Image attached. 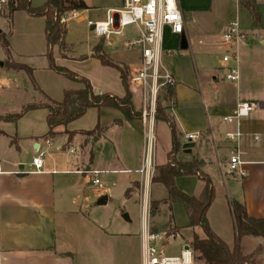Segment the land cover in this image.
<instances>
[{
  "label": "crops",
  "instance_id": "obj_1",
  "mask_svg": "<svg viewBox=\"0 0 264 264\" xmlns=\"http://www.w3.org/2000/svg\"><path fill=\"white\" fill-rule=\"evenodd\" d=\"M81 1L88 8L82 13L104 11L102 18L109 10L121 6V0H110L101 8L87 0ZM179 5L185 17V33L175 35L165 29L161 55L163 65L175 79V106L169 110L170 116L177 124L181 143L187 134L201 133L199 141L190 142L189 146L183 144L181 160H198L201 172L209 176L214 189L218 186L222 196L227 193L226 199L217 202L214 198L207 219L212 232L234 251L237 236L231 202L243 205L249 217L264 219V0H242L241 4L236 0H179ZM237 16L248 37L238 49L240 80L234 84L226 78L231 63L223 61L227 48L223 35ZM183 39L188 43L187 50L182 49ZM69 50L67 45L66 55L73 59ZM105 53L116 64L111 54ZM57 59L58 64L69 60ZM37 90L44 95L39 104H51L48 100L51 98L40 88ZM94 92L116 96L102 90L94 89ZM124 96L125 91L120 98ZM242 102L258 104V107L240 123L241 174H230L228 162L236 144L228 140L227 134L236 132L237 125L225 122L224 118L232 115ZM104 109L112 108L90 109L88 113H102ZM39 110L47 113V123V109L33 110L26 115ZM122 116L110 124L100 122L86 129H73V122L56 129L55 135L50 137L49 129L43 134L38 131L19 134L18 129L14 132L0 129V264H145L144 237L147 231L162 233L153 219L163 206L180 205L188 217L185 225L177 224L171 217L164 232L169 228L179 232L169 241L179 238L183 246H190L195 234L207 238L202 227H189L184 204L170 202L163 185L152 180L147 182L138 172L143 166L142 151H139L137 167L134 170L126 167V156L120 144L125 140L135 143L138 131L131 122L141 124V121H127L123 113ZM91 131H94L91 136L83 134ZM67 132L76 133L70 142ZM139 133L144 142L142 124ZM49 138L53 139L51 145L45 143ZM108 146L115 151L113 161L104 155ZM117 148L122 153L120 156ZM38 151L45 152L44 169L40 172L32 166ZM170 151L163 162L155 159V168L167 164ZM91 171L130 176L126 197L136 196L140 201L139 229L132 230L128 225L132 221L127 213L102 208L112 200L110 189H105L102 181L97 189H91L88 184L92 185V178L87 174ZM178 179H175L177 187ZM197 185L192 194L198 198L205 190V182ZM161 187L165 188L167 196L161 194L153 198L151 191ZM94 191L98 192V197L92 203L90 193ZM153 202L160 203L154 213L151 211ZM259 246H264V238L245 237L240 243L246 256ZM257 259L264 264V253ZM195 261L206 264L196 256Z\"/></svg>",
  "mask_w": 264,
  "mask_h": 264
},
{
  "label": "rangeland",
  "instance_id": "obj_2",
  "mask_svg": "<svg viewBox=\"0 0 264 264\" xmlns=\"http://www.w3.org/2000/svg\"><path fill=\"white\" fill-rule=\"evenodd\" d=\"M9 1L10 0H5L4 3H0V27L3 29V34L9 43V47H6L2 38H0V117L24 113L18 124L0 122V129L7 131L11 130L12 132L18 129L19 134L31 131H38L43 134L48 131L46 123L47 113L43 110H39L35 113L26 115L30 111H24L28 105H33L35 103L39 104L43 100L44 95H42L43 93L38 91L37 88L43 90L53 101L61 102L64 98L65 91L80 89L82 85L50 69L51 60L48 56V42L45 33L46 18L33 17L25 11L16 12L12 18H10L8 15ZM109 1L110 0H87L92 6H97L99 8L108 4ZM46 2L47 0H31V6L33 8H40L44 6ZM104 13V11H97L91 14L81 13V18L70 21L67 24L65 43L69 46L70 57L73 59H70L69 56L66 55L67 47L65 50L60 49V52L59 47H55L53 49V56L57 66L60 65L59 67L67 68L80 78L90 80L92 86L97 91L102 90L104 93L108 92L121 97L124 95L125 90L121 82L119 71L115 68L102 65L99 58L95 56V48L103 42L104 53L106 51L111 54L112 60L123 68L129 67L131 70L130 76H132L139 65L140 52L138 50H128L124 46V41L133 36L131 31H134V28H128L122 37L114 36V41L110 43H105V40L92 34L86 20L103 21L105 19L102 18ZM98 15L99 17H97ZM235 19L236 18H234V20ZM222 26L220 27L222 28ZM105 55L110 59L108 54L105 53ZM57 58L69 60L62 61L58 64ZM22 64L33 70L32 76L26 70H14L9 67V65L17 67ZM134 104L136 110L140 111V103L135 98ZM162 106L165 107L166 104L162 102ZM166 114L170 116V111L166 110ZM117 117H123L121 111L114 109H104L102 113L94 111L92 113H87L83 118L75 121L72 128H91L100 122L107 125ZM131 123L134 129L138 131L136 141L134 143L132 140L128 142L125 140V142L122 141L120 145H123L122 149L124 156H126V167L130 170H134L137 167V161L138 163L140 162V160H138L139 151H142V158H144L145 150L144 142L139 133L141 132V124ZM154 135L156 138L154 159H156L158 163H161L166 159V154L173 146L172 131L167 122L158 120L156 121ZM178 140L180 142V138ZM183 144L185 145L186 142L184 141L183 143L182 141L181 143L178 159H182L181 151ZM119 149L120 148H117V152L120 156L121 152ZM114 152L113 147L108 146L107 149L104 150V155L113 161ZM115 159L117 158L115 157ZM116 166L121 167L120 165ZM87 177L90 179V176ZM129 178L130 176L118 172L114 174H101L100 179L103 187H105V189H110L109 194L112 198L111 202L102 208L127 213L132 221L130 223L128 222V225L134 230L140 228L142 209L140 201L136 196L131 198L126 197ZM200 181L202 180H200L198 176H181L178 179V188L185 194L193 196L194 194L192 193H194ZM88 186L91 189H97L90 183ZM225 191L226 190H224V192ZM97 193V191L90 193L92 203L97 201ZM161 194H163V197L167 196L164 187H161L158 191H151L153 198L159 197ZM220 194L221 192L217 186L214 196L217 202L222 198L226 199L227 193H224L223 196ZM172 216L174 221L179 225H185L188 219L182 206L176 205L172 208L163 206L157 217L153 219L155 220L157 229L161 232L166 231L167 223ZM167 231L174 236L179 232L176 228H169ZM168 247V255L174 256L180 255L181 250L184 249L182 241L179 238L169 241ZM194 264L199 263L195 261Z\"/></svg>",
  "mask_w": 264,
  "mask_h": 264
},
{
  "label": "trees",
  "instance_id": "obj_3",
  "mask_svg": "<svg viewBox=\"0 0 264 264\" xmlns=\"http://www.w3.org/2000/svg\"><path fill=\"white\" fill-rule=\"evenodd\" d=\"M86 9H88L86 4L81 0H47L46 4L40 8H33L31 6V0L9 1L8 15L10 18H12L14 13L19 11H25L33 17L46 18L45 33L48 42V56L51 60L50 69L82 85L80 89L65 91L64 98L61 102L48 99L51 104H33L28 105L24 109L25 112L42 108L48 110L47 126L49 129V137L55 135L56 129L67 127L71 123L83 118L90 109H117L123 113L127 121L140 120L142 116L141 112L136 110L134 104V95L130 86V68H123L122 66L114 64L105 55L103 42L95 48V56L99 58L102 65L115 68L120 72L121 82L125 90V96L122 98L110 94H95L90 80L80 78L67 68H62L55 64L53 49L59 47L65 50L67 47L65 43L67 32L62 28L59 22L54 20L55 10L61 13ZM0 38H2L4 45L9 47L8 40L4 34H1ZM9 67L14 70H26L31 76L33 74V70L23 64L17 67L9 65ZM174 99L175 90L173 86L168 87L159 99L157 121L163 120L169 125L172 131L173 146L168 154L167 164L155 168L152 182L161 184L167 189L170 202H177L185 205L190 219L189 227L200 226L206 232L207 238L202 239L195 234L190 244L198 260H202L206 264H260L257 257L264 253V246H259L254 253L246 256L241 251L240 243L245 237L264 238V219L249 217L245 207L233 201L231 202V211L235 220V232L237 236L236 250L231 251L229 247L212 232L207 219V213L214 200V185L209 176L201 172V163L198 160L183 161L178 159L181 148V144L178 140V127L175 120L166 114V110L169 111L175 106ZM162 102L166 104L165 107L162 106ZM23 113L2 116L0 117V122L16 124L22 118ZM96 129H99V125ZM94 131L84 132L83 134L91 136L94 134ZM67 134L69 136V142L76 135V133L73 132H67ZM181 176H198L200 180L205 182L203 194L197 198L189 196L179 190L175 183V179ZM128 194L129 192H127V195ZM159 204L158 202L152 203V213H154Z\"/></svg>",
  "mask_w": 264,
  "mask_h": 264
},
{
  "label": "built area",
  "instance_id": "obj_4",
  "mask_svg": "<svg viewBox=\"0 0 264 264\" xmlns=\"http://www.w3.org/2000/svg\"><path fill=\"white\" fill-rule=\"evenodd\" d=\"M238 4L242 0H236ZM5 2V0H0ZM82 11L72 10L59 13L55 10L54 20L59 22L67 32V24L81 18ZM87 25L92 34L105 42L110 43L113 37H122L128 28H134L133 36L124 41V46L128 50H138L140 52L139 65L130 76L132 93L140 103L141 124L144 136V160L143 166L138 171L150 182L155 173V142L154 129L157 121V108L159 99L168 87L175 86L173 75L165 68L161 55L164 53L163 37L165 29H170L175 35L185 33V17L179 5V0H121V6L116 10H109L103 21L87 19ZM247 33L243 27L240 17L231 22L227 32L223 35V42L227 46L223 61L231 63L227 69L226 78L229 82L237 84L240 80V57L239 46L246 42ZM258 107V104L242 102L239 103L232 115L224 118L229 124L237 125L236 132L227 134L231 143L236 144L231 150V157L228 162V172L230 174H241L239 157V140L241 138L240 123L248 118ZM201 134H187L185 141L188 143L199 141ZM51 145L53 139L45 140ZM59 149H62L60 147ZM72 150V149H69ZM32 160V166L40 172L44 169L43 158L45 152ZM82 173V172H80ZM101 171H91L92 185L101 186ZM174 235L168 232L147 231L145 240V264H194L195 252L189 245H185L180 255L169 256L166 253V244L174 239ZM189 247V249H186Z\"/></svg>",
  "mask_w": 264,
  "mask_h": 264
},
{
  "label": "water",
  "instance_id": "obj_5",
  "mask_svg": "<svg viewBox=\"0 0 264 264\" xmlns=\"http://www.w3.org/2000/svg\"><path fill=\"white\" fill-rule=\"evenodd\" d=\"M1 34H2V30L0 29V35ZM187 48H188V43H187L186 39H183L182 40V49L187 50ZM187 146H189V144ZM103 203L104 204L106 203L105 200L103 201ZM186 249H189V247H186Z\"/></svg>",
  "mask_w": 264,
  "mask_h": 264
}]
</instances>
